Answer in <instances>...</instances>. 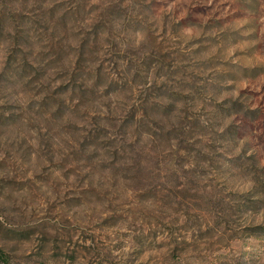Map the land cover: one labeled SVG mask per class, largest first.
<instances>
[{
  "label": "rangeland",
  "instance_id": "1",
  "mask_svg": "<svg viewBox=\"0 0 264 264\" xmlns=\"http://www.w3.org/2000/svg\"><path fill=\"white\" fill-rule=\"evenodd\" d=\"M0 264H264V0H0Z\"/></svg>",
  "mask_w": 264,
  "mask_h": 264
},
{
  "label": "trees",
  "instance_id": "2",
  "mask_svg": "<svg viewBox=\"0 0 264 264\" xmlns=\"http://www.w3.org/2000/svg\"><path fill=\"white\" fill-rule=\"evenodd\" d=\"M0 258L1 259H4L5 258V254L4 253H2V251L0 250Z\"/></svg>",
  "mask_w": 264,
  "mask_h": 264
}]
</instances>
